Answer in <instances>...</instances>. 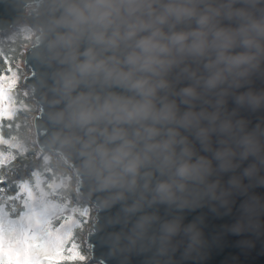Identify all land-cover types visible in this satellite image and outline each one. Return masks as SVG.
Wrapping results in <instances>:
<instances>
[{
    "label": "clouds",
    "instance_id": "obj_1",
    "mask_svg": "<svg viewBox=\"0 0 264 264\" xmlns=\"http://www.w3.org/2000/svg\"><path fill=\"white\" fill-rule=\"evenodd\" d=\"M21 6L14 34L45 69L46 165L75 153L97 207L119 205L165 264L208 247L205 208L229 215L240 198L225 230L264 233V119L244 115L264 110V0Z\"/></svg>",
    "mask_w": 264,
    "mask_h": 264
},
{
    "label": "water",
    "instance_id": "obj_2",
    "mask_svg": "<svg viewBox=\"0 0 264 264\" xmlns=\"http://www.w3.org/2000/svg\"><path fill=\"white\" fill-rule=\"evenodd\" d=\"M23 0H0V33L14 30L16 21L22 13ZM24 69L27 74L22 78V88L27 90L34 104L39 108L31 119L33 141L41 154L44 142L43 103L47 94V87L41 83V75L45 69L33 60L30 54H24ZM254 87L264 88V81L257 80ZM231 106V105H230ZM252 124L264 119V110L257 113H244ZM64 162L72 169L79 180L76 186L77 196L95 208L94 222L90 225L85 235V242L90 250V262L97 264H165L166 256L160 255L149 242L139 240L131 235L130 226H126L120 216V207L109 206L101 209L99 193L92 190L91 181L79 172V158L75 153L65 156ZM253 191L264 196V187L255 188ZM240 202L237 199L236 205ZM236 205L229 215H216L209 209L202 211L205 215L204 234L209 241L208 247L195 258L180 260L179 252L173 261L179 264H264V233L233 234L225 230L230 226L236 216ZM195 215V214H193ZM190 215L188 219L190 220ZM264 220V217L261 218ZM251 241V245L244 242Z\"/></svg>",
    "mask_w": 264,
    "mask_h": 264
},
{
    "label": "trees",
    "instance_id": "obj_3",
    "mask_svg": "<svg viewBox=\"0 0 264 264\" xmlns=\"http://www.w3.org/2000/svg\"><path fill=\"white\" fill-rule=\"evenodd\" d=\"M9 35V36H8ZM27 43L15 34L5 33L0 35V71L7 74L11 58L20 55ZM16 55V56H15ZM12 58V59H13ZM7 60V63H6ZM11 104L16 109V115L11 119L8 116H0V209L11 218H17L24 211L23 202L27 198L26 193L21 192L20 184L27 181L33 186L34 192L36 177L33 172L40 173L41 187L50 191L49 185H58L63 180L71 177L72 185L75 175L71 168L64 162L61 167L45 166L44 154L32 143V125L30 114H35L39 108L34 104L28 92L26 96L14 94L11 96ZM22 144L24 151L13 145ZM62 190L55 196L58 203L72 208L77 218L76 203H82L83 209L87 208V201L80 199L74 190ZM62 191V192H61ZM60 218L53 222L56 225ZM96 264V263H94Z\"/></svg>",
    "mask_w": 264,
    "mask_h": 264
},
{
    "label": "snow or ice",
    "instance_id": "obj_4",
    "mask_svg": "<svg viewBox=\"0 0 264 264\" xmlns=\"http://www.w3.org/2000/svg\"><path fill=\"white\" fill-rule=\"evenodd\" d=\"M8 71L13 72L11 78L0 71V116L7 111L8 118L11 119L16 115V109L5 110L3 101L11 100L8 93L14 87L17 77L11 67ZM8 79L11 82L5 85L4 81ZM13 146L24 151L22 144ZM46 160L47 157L44 156V161ZM32 175L36 177L35 192L27 181L20 184L21 192L27 193L23 202L24 211L17 218H11L0 209V264H59L64 259V245L71 237L73 228L78 226L79 221L69 217L59 228L53 230V222L63 216L67 206L54 202L53 197L59 192L58 185L50 184V191H45L41 187V174L33 172ZM81 215L86 216L87 209ZM69 251L72 255L68 259L78 257L81 261L85 260L77 251V245L73 244Z\"/></svg>",
    "mask_w": 264,
    "mask_h": 264
},
{
    "label": "rangeland",
    "instance_id": "obj_5",
    "mask_svg": "<svg viewBox=\"0 0 264 264\" xmlns=\"http://www.w3.org/2000/svg\"><path fill=\"white\" fill-rule=\"evenodd\" d=\"M5 33H10V35H13L14 31L13 30L7 31L4 33H0V35L5 34ZM27 47H28V45L23 47L22 50H21V48H18L19 49L18 51H22V53H23L22 59H21L20 55H17V56L15 55L16 57H14V58L12 57L13 59L11 58V63H10L9 67H11L14 70L15 76L17 77L16 83L10 91L11 96H13L14 94H17V93L22 94V96H26L27 92H28L27 90L23 89L21 86L22 85V78L27 74V72L24 69V61H23L25 50ZM5 75L7 77L11 78L13 76V72H8ZM10 82H11V80L8 79V80L4 81V84L7 85ZM10 92L8 93L9 96H10ZM3 108L5 110H9V111L11 108H14V106L11 104V100L5 99L3 101ZM33 115L34 114H30V119H32ZM4 116H8L7 111L5 112ZM32 136H33V134H32ZM32 141H33V138H32ZM59 184H58V186H59ZM76 186H77V180H76V176H75V181L73 182V185H72V189L74 190L75 194H77ZM26 196H27V193H26ZM53 199H54V202H57V200H55L54 197H53ZM87 203H88L87 204L88 207L85 208V209H87V215L86 216L81 215V213L84 210L83 209L84 205L82 203H76L75 209H76L77 214L80 216V219L77 218V215H75L72 208L70 209L69 207H67V211H65L63 216L60 217V221L56 225H54V224L52 225L53 230H55L56 228H59L61 224L65 223V221L68 220L69 217H72L73 219H76L77 221H79L78 226L73 228L71 237L68 238L66 244L64 245V250L62 253V255L64 256V259L60 260L59 264H94V262H90L91 254H90L89 246L85 242V235L89 231L90 225L94 222L95 208L91 203H89V202H87ZM73 244L77 245V251L79 252V254L83 255L85 257L84 261H81L78 257L76 259H68L67 258V257L72 255V253L69 251V249L72 248Z\"/></svg>",
    "mask_w": 264,
    "mask_h": 264
}]
</instances>
